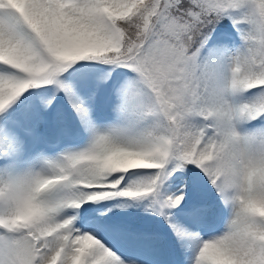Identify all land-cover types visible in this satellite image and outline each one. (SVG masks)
I'll return each instance as SVG.
<instances>
[{
	"label": "snow or ice",
	"instance_id": "6c2138e0",
	"mask_svg": "<svg viewBox=\"0 0 264 264\" xmlns=\"http://www.w3.org/2000/svg\"><path fill=\"white\" fill-rule=\"evenodd\" d=\"M0 264H264V0H0Z\"/></svg>",
	"mask_w": 264,
	"mask_h": 264
}]
</instances>
